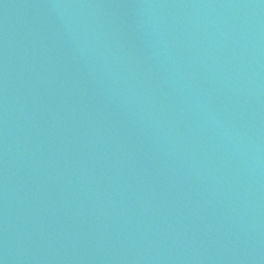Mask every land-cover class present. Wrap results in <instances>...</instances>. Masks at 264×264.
I'll use <instances>...</instances> for the list:
<instances>
[{"label":"water","instance_id":"95a60500","mask_svg":"<svg viewBox=\"0 0 264 264\" xmlns=\"http://www.w3.org/2000/svg\"><path fill=\"white\" fill-rule=\"evenodd\" d=\"M0 264H264V0H0Z\"/></svg>","mask_w":264,"mask_h":264}]
</instances>
